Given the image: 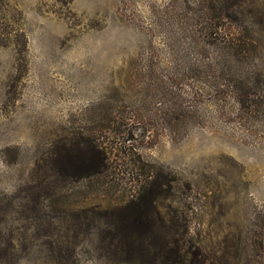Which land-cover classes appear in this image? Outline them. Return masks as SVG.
<instances>
[{
  "label": "rangeland",
  "instance_id": "obj_1",
  "mask_svg": "<svg viewBox=\"0 0 264 264\" xmlns=\"http://www.w3.org/2000/svg\"><path fill=\"white\" fill-rule=\"evenodd\" d=\"M0 264H264V0H0Z\"/></svg>",
  "mask_w": 264,
  "mask_h": 264
},
{
  "label": "trees",
  "instance_id": "obj_2",
  "mask_svg": "<svg viewBox=\"0 0 264 264\" xmlns=\"http://www.w3.org/2000/svg\"><path fill=\"white\" fill-rule=\"evenodd\" d=\"M224 35H226L228 38L232 37L234 39V35L227 34V31L224 32ZM226 80L229 81L227 86H232V87L235 86L232 84V81L230 79H226ZM237 100L240 101L239 98H237ZM96 158L98 161L96 165L97 168L95 170V173L93 174L102 176L107 171L106 166L104 165V162H102L104 161V159L106 160V158H104V156L102 155L100 151H98ZM66 160H67L66 156L60 157L59 162L56 168L54 169V173L52 177L56 178L57 180H62V179L66 180L65 177H67L74 171L73 164L71 163L67 164L65 162ZM78 160L82 166V167L81 166L78 167V169L79 168L86 169L88 167L87 164H82L84 163V159L78 158ZM56 183L57 182H55V184ZM51 184L52 183H46V185L42 184V185L36 186L35 188L37 187L39 188L42 186V190H47V192L51 193L47 195H55L57 193V189L52 190ZM129 210L130 211H127L125 214L119 215L117 221H114L111 223L108 222V224L114 226L116 229L115 238H114L117 242L116 247L119 248L120 251L133 256L135 254H139L144 251V247L141 243V239H142V236H146L147 233L150 231V228H148L150 226H149V220L142 218L141 216L138 217V215L135 214L130 208ZM144 254H147V253L145 252ZM144 254H142L141 256H143Z\"/></svg>",
  "mask_w": 264,
  "mask_h": 264
}]
</instances>
